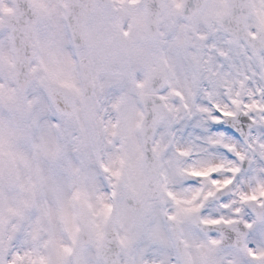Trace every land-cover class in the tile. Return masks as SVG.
Segmentation results:
<instances>
[{
	"label": "clouds",
	"instance_id": "1",
	"mask_svg": "<svg viewBox=\"0 0 264 264\" xmlns=\"http://www.w3.org/2000/svg\"><path fill=\"white\" fill-rule=\"evenodd\" d=\"M0 264H264V0H0Z\"/></svg>",
	"mask_w": 264,
	"mask_h": 264
}]
</instances>
